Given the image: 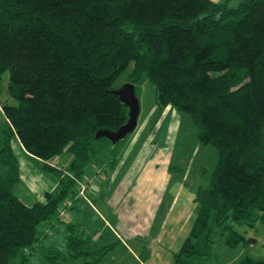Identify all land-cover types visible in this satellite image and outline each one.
Segmentation results:
<instances>
[{
    "label": "trees",
    "instance_id": "obj_1",
    "mask_svg": "<svg viewBox=\"0 0 264 264\" xmlns=\"http://www.w3.org/2000/svg\"><path fill=\"white\" fill-rule=\"evenodd\" d=\"M122 76L136 87L152 82L159 107L187 115L199 143L217 152L175 264H213L217 233L236 247L254 241L240 226H264V0L235 7L214 0H0V112L8 124L0 149V264H98L119 243L107 241L105 223L78 189L93 173L100 141H110L96 139L97 132L129 119L113 93ZM130 135L105 160L112 169ZM16 142L57 178L54 192L32 204L15 193L22 180ZM64 154L71 155L68 166L50 165ZM67 199L71 216L64 219ZM56 232L63 244L55 243ZM237 264L264 258L247 255Z\"/></svg>",
    "mask_w": 264,
    "mask_h": 264
},
{
    "label": "rangeland",
    "instance_id": "obj_2",
    "mask_svg": "<svg viewBox=\"0 0 264 264\" xmlns=\"http://www.w3.org/2000/svg\"><path fill=\"white\" fill-rule=\"evenodd\" d=\"M218 1L235 7L243 0ZM125 81L126 76H122L116 86L120 88ZM136 91L141 105L138 126L117 150L120 158L123 150L131 148L124 167L118 169L123 174L112 180L110 176L93 177L96 172L102 174L114 170L105 162L116 154L112 151L114 145L111 141L102 140L100 154L91 167L93 175L88 176L93 182H86L88 194H99V200L96 195H88L90 202L87 203L96 210L101 209L111 223L101 219L106 226L101 225L100 231L106 230L107 241L118 242L110 233L108 227L111 225V229L122 238L98 264H175V254L189 235L198 213L197 189L210 182L217 164V152L212 146L199 143L197 130L187 115L171 106L164 109L159 107L156 86L152 82L144 79L137 85ZM2 114L0 112V149L8 128ZM14 148L20 159L22 174L15 193L32 204L41 199L44 192H54V179L57 181L55 175L44 169L42 163L27 161L16 144ZM70 160L71 155L64 154L61 157L62 166H68ZM97 180L101 183L102 191L100 185H96ZM28 189L36 190L37 194L30 193ZM239 231L245 238L254 241L232 247L226 235L221 237L217 233L213 264H237L247 255L264 258L263 224L243 225ZM98 236L96 234L94 238ZM55 238L56 244H63L60 232L55 233ZM124 242L132 251L127 249ZM33 263L42 264L39 258H35Z\"/></svg>",
    "mask_w": 264,
    "mask_h": 264
},
{
    "label": "water",
    "instance_id": "obj_3",
    "mask_svg": "<svg viewBox=\"0 0 264 264\" xmlns=\"http://www.w3.org/2000/svg\"><path fill=\"white\" fill-rule=\"evenodd\" d=\"M113 93L119 97L122 103L129 107V119L127 123L122 125L118 130H99L96 134V139L106 137L115 145L136 130L141 112V105L137 95L136 85L132 82L124 83L120 88L115 89Z\"/></svg>",
    "mask_w": 264,
    "mask_h": 264
},
{
    "label": "crops",
    "instance_id": "obj_4",
    "mask_svg": "<svg viewBox=\"0 0 264 264\" xmlns=\"http://www.w3.org/2000/svg\"><path fill=\"white\" fill-rule=\"evenodd\" d=\"M214 1H217V2H219L218 0H214ZM16 145L18 146V150L21 152V154L23 155V157L27 160V161H33V162H35V163H38V162H40L41 163V160L40 159H38V158H36V157H33V156H31L30 154H28L27 152H26V150L18 143V142H16ZM126 145V144H125ZM125 147V146H124ZM131 149V148H130ZM130 149H125V150H123V152L121 153V157L119 158V160H118V164H117V166L115 167V169L112 171V172H109V173H102L101 174V172L98 174V178H100V177H107L108 178V176H110V178H111V180L114 178V177H120L122 174H123V172L122 171H120V170H118V169H120L121 168V166H123L124 167V165H125V163L127 162V160H128V156L130 155ZM60 162H61V157H60ZM62 163V162H61ZM109 178V179H110ZM54 181L56 182H54V184H53V187L52 188H56L57 187V181L54 179ZM106 182V181H105ZM20 185V184H19ZM96 185H97V187H99V185H100V187L99 188H101V183H99V180H97V182H96ZM28 191L30 192V193H35V194H37V192H36V190H29L28 189ZM101 191H102V188H101ZM46 192H48V191H46ZM46 192H44L43 194H46ZM39 194V193H38ZM40 195V194H39ZM92 195L93 196H95L96 195V197H98V200H99V194L97 195L95 192H93L92 193ZM100 197H102L101 196V194H100ZM41 199H39V200H43V199H45V195L43 196V195H41V197H40ZM100 204H101V201H100ZM98 209V208H97ZM94 210L95 211H99L98 212V214H99V216L101 217V219L103 220V219H105V221L107 222V223H109V224H111L107 219H106V217L102 214V211H100L101 209H98V210H96V208H94ZM70 215H71V212H70ZM74 215V212L72 213V216ZM104 221V220H103ZM109 227L110 228H112V226L111 225H109ZM110 233L116 238V239H118L119 241L121 240L122 241V238L119 236V235H117L115 232H114V230L112 231V230H110ZM124 245L127 247V249L129 248V245H127L125 242H124ZM130 249V248H129ZM131 251H132V249H130Z\"/></svg>",
    "mask_w": 264,
    "mask_h": 264
},
{
    "label": "built area",
    "instance_id": "obj_5",
    "mask_svg": "<svg viewBox=\"0 0 264 264\" xmlns=\"http://www.w3.org/2000/svg\"><path fill=\"white\" fill-rule=\"evenodd\" d=\"M50 165L53 166V167H55V168H60L61 167V162L57 158V159L51 161L50 162ZM97 173L98 172H96L95 175H93V174L87 175L83 181L79 182V189H78L79 190V195L82 198H84L86 201H88V202H90V199H87V197H89L88 196L89 194L87 193L88 187H87L86 182H91V183L93 182V181L90 180V178L88 176H92L93 175L94 178L97 176L96 177V179H97L98 178ZM86 178L88 180H86ZM71 204H72L71 199H67L66 202L64 203L63 207L60 209V215H61L62 218H64V219H69L70 218V216H71L70 215V206H71Z\"/></svg>",
    "mask_w": 264,
    "mask_h": 264
}]
</instances>
